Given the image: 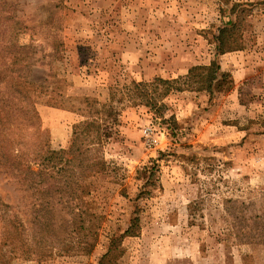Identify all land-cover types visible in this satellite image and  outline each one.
<instances>
[{"label": "rangeland", "instance_id": "rangeland-1", "mask_svg": "<svg viewBox=\"0 0 264 264\" xmlns=\"http://www.w3.org/2000/svg\"><path fill=\"white\" fill-rule=\"evenodd\" d=\"M9 1L8 33L31 45L30 75L43 85L31 93L45 130L29 137L35 149L68 146L72 125L85 119L81 97L104 103L109 86L173 79L209 64L217 28L228 19L242 33H235L237 49L217 57L227 76L211 97L172 91L157 111L128 106L109 124L107 169L87 178L88 199L102 215L92 253L28 259L0 222V264H97L111 231L124 230L133 212L139 232L122 240L116 264H264L259 238L241 243L235 231L248 215H264V0ZM152 160L159 179L135 199L144 183L138 170ZM0 200L29 228L42 199L0 165ZM64 200L52 201L60 237L69 218Z\"/></svg>", "mask_w": 264, "mask_h": 264}, {"label": "trees", "instance_id": "trees-1", "mask_svg": "<svg viewBox=\"0 0 264 264\" xmlns=\"http://www.w3.org/2000/svg\"><path fill=\"white\" fill-rule=\"evenodd\" d=\"M9 5V0H0V131L6 135L3 163L0 165L5 166L9 178L42 200L39 208L33 210L29 228L25 227L18 210L0 200L1 228L7 230V238H15L19 242L28 259L51 256L55 252L90 254L99 241L102 215L88 199L92 197L93 188L87 178L107 169L102 149L110 136V125L117 122L118 115L128 106H144L157 111L172 91H206L211 97L218 82L227 76L217 57L238 48L235 33H242L241 26L234 19L224 21L215 35V57L207 65L190 67L183 76L132 80L109 86V99L104 103L93 97H81L87 108L85 119L72 125L68 146L59 150L36 147V150L28 145L29 137L44 134L45 130L40 124L31 93L37 86L42 90L43 85H37L30 75L31 45L13 40L8 33ZM117 93L120 95L118 100L115 97ZM115 102L122 107L118 108ZM150 162L138 170L144 183L135 199L149 195L154 182L159 179L156 160ZM55 197L59 201L65 199L62 207L69 216L65 219L62 237L54 226V220L60 213L52 203ZM133 214L124 230L111 231L106 250L99 256L97 264H116L122 257V240L139 232V217L135 212ZM235 231L241 243L257 236L264 244V215H248L244 228H236Z\"/></svg>", "mask_w": 264, "mask_h": 264}]
</instances>
